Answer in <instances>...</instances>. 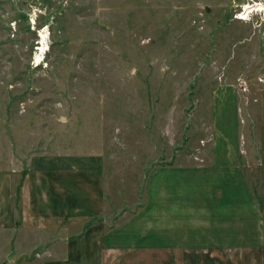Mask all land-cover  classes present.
<instances>
[{
  "label": "rangeland",
  "instance_id": "374dc122",
  "mask_svg": "<svg viewBox=\"0 0 264 264\" xmlns=\"http://www.w3.org/2000/svg\"><path fill=\"white\" fill-rule=\"evenodd\" d=\"M254 3L0 0L1 162L18 178L31 160L102 167L34 194L43 216L0 228V264H170L150 245L172 187L196 211L232 170L262 191L264 9L240 17Z\"/></svg>",
  "mask_w": 264,
  "mask_h": 264
},
{
  "label": "crops",
  "instance_id": "0c3cea01",
  "mask_svg": "<svg viewBox=\"0 0 264 264\" xmlns=\"http://www.w3.org/2000/svg\"><path fill=\"white\" fill-rule=\"evenodd\" d=\"M92 159L94 163L84 161L86 164L73 157L49 162L38 160L37 163L31 160L29 168L21 170L18 178L17 170L1 162L0 155V228L11 231L16 238L20 226H31L43 216L32 210L34 194H39L46 186L60 188L66 179L79 177L80 172L97 175L102 169L100 159ZM232 172V175L226 174L232 180L231 185L204 187L202 182L203 187L193 194L200 196L198 211L189 198H177L176 194H184L175 193L172 187L168 195V237L156 238L151 248L159 252L166 250L170 264H264V175L262 191L258 192L251 183L240 186L239 173ZM242 183H245L244 178ZM62 192L60 189V195ZM182 205L191 216L189 221L178 220L176 209ZM241 205L247 206V218L239 214ZM90 206L94 212L96 205ZM72 211L78 213L80 209L72 207Z\"/></svg>",
  "mask_w": 264,
  "mask_h": 264
},
{
  "label": "bare ground",
  "instance_id": "6f19581e",
  "mask_svg": "<svg viewBox=\"0 0 264 264\" xmlns=\"http://www.w3.org/2000/svg\"><path fill=\"white\" fill-rule=\"evenodd\" d=\"M248 7H245V10L240 14L242 16L243 19L247 18V16L249 15V13L255 11V10H261L264 9V3H254V4H250L247 5ZM248 11V12H247ZM246 15V16H245Z\"/></svg>",
  "mask_w": 264,
  "mask_h": 264
},
{
  "label": "built area",
  "instance_id": "2783aa9c",
  "mask_svg": "<svg viewBox=\"0 0 264 264\" xmlns=\"http://www.w3.org/2000/svg\"><path fill=\"white\" fill-rule=\"evenodd\" d=\"M244 10H245V7H244ZM243 10V11H244ZM16 26V23L15 22H12V27H13V29H14V27Z\"/></svg>",
  "mask_w": 264,
  "mask_h": 264
},
{
  "label": "water",
  "instance_id": "95a60500",
  "mask_svg": "<svg viewBox=\"0 0 264 264\" xmlns=\"http://www.w3.org/2000/svg\"><path fill=\"white\" fill-rule=\"evenodd\" d=\"M12 255H13V254L11 253V254L9 255V258H12Z\"/></svg>",
  "mask_w": 264,
  "mask_h": 264
},
{
  "label": "trees",
  "instance_id": "16d2710c",
  "mask_svg": "<svg viewBox=\"0 0 264 264\" xmlns=\"http://www.w3.org/2000/svg\"><path fill=\"white\" fill-rule=\"evenodd\" d=\"M19 187H20V183H19ZM19 187H18V188H19Z\"/></svg>",
  "mask_w": 264,
  "mask_h": 264
}]
</instances>
